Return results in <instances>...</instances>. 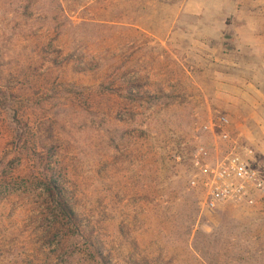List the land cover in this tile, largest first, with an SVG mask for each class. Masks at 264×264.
Masks as SVG:
<instances>
[{"label": "rangeland", "instance_id": "374dc122", "mask_svg": "<svg viewBox=\"0 0 264 264\" xmlns=\"http://www.w3.org/2000/svg\"><path fill=\"white\" fill-rule=\"evenodd\" d=\"M220 115L263 163L264 0H0V264H264L189 184Z\"/></svg>", "mask_w": 264, "mask_h": 264}, {"label": "built area", "instance_id": "2783aa9c", "mask_svg": "<svg viewBox=\"0 0 264 264\" xmlns=\"http://www.w3.org/2000/svg\"><path fill=\"white\" fill-rule=\"evenodd\" d=\"M228 119L224 115L203 123L202 130L215 134L221 127L214 152L203 143L195 145L191 154L193 172L190 186L203 190L202 205L212 209L223 201L252 204L257 196L264 197V162L253 163V151L241 146L231 134L222 128Z\"/></svg>", "mask_w": 264, "mask_h": 264}]
</instances>
